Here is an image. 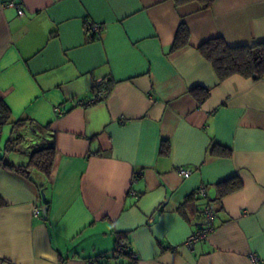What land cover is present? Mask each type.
I'll use <instances>...</instances> for the list:
<instances>
[{"label": "crops", "instance_id": "0c3cea01", "mask_svg": "<svg viewBox=\"0 0 264 264\" xmlns=\"http://www.w3.org/2000/svg\"><path fill=\"white\" fill-rule=\"evenodd\" d=\"M181 22L189 43L171 51ZM217 36L230 46L264 41V0H215L207 9L0 0V101L21 121L7 124L9 136L22 137L6 159L25 163L46 139L55 148L46 204L42 174L29 180L0 165V264H88L111 254L119 236L134 264H253V254L264 264V78L220 80L197 50ZM97 79L103 99L77 105L95 96ZM194 87L207 97L199 101ZM213 143L231 154L211 155ZM235 175L241 187L219 197L216 183ZM201 184L206 199L193 196ZM205 200L215 228L189 247Z\"/></svg>", "mask_w": 264, "mask_h": 264}, {"label": "trees", "instance_id": "16d2710c", "mask_svg": "<svg viewBox=\"0 0 264 264\" xmlns=\"http://www.w3.org/2000/svg\"><path fill=\"white\" fill-rule=\"evenodd\" d=\"M214 1L215 0H173L175 5L177 6L189 2H198L203 9L210 8ZM92 38V36L89 37V39ZM188 43L189 32L185 24L181 22L174 36L171 51H176L182 47H185L188 45ZM197 50L211 64L217 77L220 80H223L233 74H239L241 76L250 77L255 80L264 78V41H261L252 46H230L222 37L217 36L209 38L208 40L199 44L197 46ZM100 88L102 87L100 86ZM191 92L192 94L197 96L199 101H202L208 95V92L206 90L199 87L192 88ZM20 122L21 121H11V112L9 108L3 101H0V135L4 125L10 124L12 128H15V126L21 124ZM21 138L22 137L19 135L9 136L7 138L4 146L0 148V165L29 180L32 178V175L34 173L42 174L45 178V183L39 186V191H44L50 180V176L53 170L55 148L53 144H51L50 140L46 139L42 142V144H40V146L31 151L25 163H11L7 161L6 155L9 154V152L14 151L15 145L21 141ZM169 148V141L161 140L159 152L161 154L168 153ZM209 153L213 156H229L231 154V150L220 144L213 143L209 148ZM241 184L242 183L240 179L236 175L216 183L218 188V196L223 197L238 190L241 187ZM193 196H197L195 190L193 192ZM198 198L206 199V197ZM44 203L46 204V201H44ZM204 203L210 205L209 200H205L203 204ZM5 205H7L6 202L0 196V207H3ZM158 212H160V209L158 210ZM120 240H123L121 236H119V239L116 241L111 254H101L94 259H91L94 260V264H108V261L111 259H117L119 257L126 256L132 259V262L130 264H134V261L137 257H132V252L127 242V250L119 249L118 243Z\"/></svg>", "mask_w": 264, "mask_h": 264}, {"label": "built area", "instance_id": "2783aa9c", "mask_svg": "<svg viewBox=\"0 0 264 264\" xmlns=\"http://www.w3.org/2000/svg\"><path fill=\"white\" fill-rule=\"evenodd\" d=\"M8 5L9 6H17L13 2H10ZM17 11H18V15H22L23 14L22 9H20L19 7H17ZM89 29L94 34H97L99 32V30H100V26H99V24H91V25H89ZM102 82H103V80H101V79L95 80L93 85H94V87L99 88V90L97 91L95 96L90 98L87 101L77 100V105L85 106V105H89L91 103H94L96 101H99V100L103 99V97L105 95V90L103 88H100V86L102 85ZM177 172L179 173V175H181L183 177H186V176H188L190 174V170L189 169L182 168V167H178L177 168ZM195 192H196V195L198 197H202V198L207 197L206 185L205 184H201L200 186H198L195 189ZM39 212H40V208L35 206L34 209H33V214L37 216L39 214ZM201 213L203 215V223H202V225L200 226L199 229L193 231L188 236V238L186 240V244L189 247H192L193 243L195 241L200 240V239H205L215 228V226H214L215 213H214V210L211 207V205H209L207 203H204L201 206ZM118 248L119 249H123V250H127L128 246H127V244H126V242L124 240H120L119 243H118ZM130 250L132 252V257L136 258L137 257L136 253L131 248H130ZM251 259L253 261V264H261V262H262L261 259L255 254H253L251 256ZM88 264H94V260L89 261Z\"/></svg>", "mask_w": 264, "mask_h": 264}, {"label": "rangeland", "instance_id": "374dc122", "mask_svg": "<svg viewBox=\"0 0 264 264\" xmlns=\"http://www.w3.org/2000/svg\"><path fill=\"white\" fill-rule=\"evenodd\" d=\"M9 131H10V128H8V125H4L2 128V131H1V135H0V148H2L4 146L5 141L9 137V135H10ZM20 150H22V149H20ZM10 153H12V152H9V154ZM16 154L18 156H21V153H19V152H16Z\"/></svg>", "mask_w": 264, "mask_h": 264}, {"label": "water", "instance_id": "95a60500", "mask_svg": "<svg viewBox=\"0 0 264 264\" xmlns=\"http://www.w3.org/2000/svg\"><path fill=\"white\" fill-rule=\"evenodd\" d=\"M41 199H42L43 202L45 201V194H44L43 191H41Z\"/></svg>", "mask_w": 264, "mask_h": 264}]
</instances>
